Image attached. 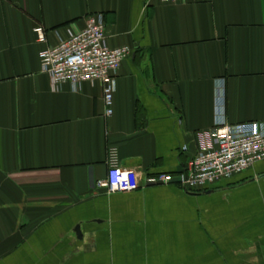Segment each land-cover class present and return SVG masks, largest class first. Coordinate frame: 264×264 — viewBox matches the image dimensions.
Here are the masks:
<instances>
[{"label":"crops","instance_id":"obj_1","mask_svg":"<svg viewBox=\"0 0 264 264\" xmlns=\"http://www.w3.org/2000/svg\"><path fill=\"white\" fill-rule=\"evenodd\" d=\"M95 13L132 49L110 116L101 83L41 71ZM221 80L230 124L264 122V0H0V264H264V160L205 191L146 183L197 154ZM111 146L138 190L97 189Z\"/></svg>","mask_w":264,"mask_h":264},{"label":"built area","instance_id":"obj_2","mask_svg":"<svg viewBox=\"0 0 264 264\" xmlns=\"http://www.w3.org/2000/svg\"><path fill=\"white\" fill-rule=\"evenodd\" d=\"M162 3H187L195 0H160ZM37 41L47 43L42 26L34 29ZM129 46L110 48L107 42L105 17L91 14L86 26L70 32L67 39L54 47H45L40 53L41 71L47 74L54 90L65 83L77 88L83 83H101L106 114L113 113L115 81L123 61L131 54ZM225 82L219 81L216 89V120L214 126L195 134L197 154L179 174L180 183L187 192L205 191L221 180L232 178L264 160V122L230 124L225 116ZM108 174L96 187L107 194L130 193L140 188L134 170L121 165L119 151H107ZM172 175L147 178L148 185L169 184Z\"/></svg>","mask_w":264,"mask_h":264},{"label":"water","instance_id":"obj_3","mask_svg":"<svg viewBox=\"0 0 264 264\" xmlns=\"http://www.w3.org/2000/svg\"><path fill=\"white\" fill-rule=\"evenodd\" d=\"M174 180H175V181H179V182L181 181V180H180V177H178V178H176V179H174ZM158 184H161V183H158ZM158 184H157V185H158ZM151 185H154V184H151ZM76 232H77L78 237L81 238V237H82L81 226H78V227L76 228Z\"/></svg>","mask_w":264,"mask_h":264}]
</instances>
